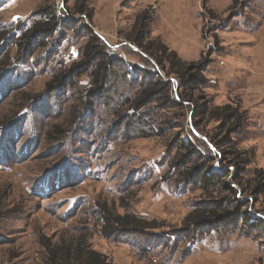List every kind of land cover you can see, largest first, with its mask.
Masks as SVG:
<instances>
[{
    "label": "rangeland",
    "instance_id": "obj_1",
    "mask_svg": "<svg viewBox=\"0 0 264 264\" xmlns=\"http://www.w3.org/2000/svg\"><path fill=\"white\" fill-rule=\"evenodd\" d=\"M232 1L0 0V264H42V243L84 233L90 249L110 264H264V228L235 217L201 237L183 235L195 207L216 205L227 193L181 183L182 168H172L187 144L216 156L212 169L229 173L225 184L245 205L240 212L264 221V181L256 172L264 175V0ZM49 10L57 27L26 46L31 28L50 20ZM87 32L106 53L113 48L112 57L120 56L128 76L116 67L109 84L122 100L143 91L132 83L136 79L143 83L158 74L167 81L162 102L180 106L158 112L155 104L147 106L157 112L153 126L165 123L167 131L147 129L125 140L129 125L118 133L117 125L130 122L110 114L116 105L104 113L107 123L100 111L94 118L80 112L83 104L75 99L89 91V77L65 72L83 57ZM21 39L26 44L17 51ZM156 40L168 51L155 54ZM168 53L183 70L201 67L205 83L183 90L178 75L169 74L179 68L169 67ZM59 76L66 77L63 88H56ZM184 93L190 99L181 102ZM229 105L239 118L233 145L253 155L244 172L221 167L220 152L230 151L231 143L218 150L209 140L231 132L219 111ZM114 132L119 139L112 142ZM50 176V190L36 185ZM230 206L226 210L235 212ZM123 217L131 224L140 220V230L152 228L102 235L106 218L116 225Z\"/></svg>",
    "mask_w": 264,
    "mask_h": 264
},
{
    "label": "trees",
    "instance_id": "obj_2",
    "mask_svg": "<svg viewBox=\"0 0 264 264\" xmlns=\"http://www.w3.org/2000/svg\"><path fill=\"white\" fill-rule=\"evenodd\" d=\"M238 0H233L232 2L235 4V2ZM84 2L80 4V7L84 9ZM48 17L50 20H48L46 23L43 24H35L29 32L28 44L20 43L23 41L26 37L23 38V40H19L18 49L17 51H21V48H23V44H26V46L33 44L34 40H36L38 37H46L43 35H46V33H50V29H55L57 27V24L55 23V17L52 14V11L49 10ZM52 19L55 20L52 21ZM145 23V21H144ZM147 23V22H146ZM147 24L145 27L147 28ZM87 31V30H86ZM41 33V34H39ZM88 41L86 42L81 56H83L80 60V62L77 64V66H73L70 68L69 71L65 72L68 74L67 76L71 78V76L80 75L83 74V72L88 75L89 82H88V89L89 91L86 93V91L81 92L80 94H77L78 97L77 103L83 104L82 110L80 112H89L91 115L90 117L97 115V112L100 111V114H106L107 110L111 107H114L116 109L114 112H110L112 116L117 114L116 116L124 118L126 121L130 123H126L123 121L122 124L117 125V127H120L117 129V133L124 128V124H128L129 126L124 128V138L125 140H130L131 136L138 137L142 136L143 132L145 130H149L151 133L155 131V133H159L160 135L167 131V128H161L163 126L154 127L152 122V117L155 118L157 112L159 110H163L165 108H175L179 107L180 105H177L176 102L171 100H165L166 102H162V100L166 97H168V83L167 81H163L159 78L158 74L156 79L148 80L146 82L143 81V83H137L136 81H133L132 83H135L138 87L143 88V91L138 93L137 95L133 96L129 100L128 98L121 99L123 94L119 93L117 90L112 89L111 85L109 84L110 79L114 76V69L116 67H121L122 70V77L123 75H127L128 73L123 71L125 69V66L122 64V60L120 56L112 57L113 54H116V50L113 48L109 49L108 53H106V46L101 42V40L92 33H88ZM40 35V36H39ZM129 40V39H128ZM133 45L137 48H139L142 51V54H147V49L142 48L141 45L137 43L135 40L134 42L131 41ZM157 45H159L158 41L156 40ZM142 43V42H141ZM160 49H157L155 54H160L163 52V50L168 51L167 48L161 47V45L157 46ZM29 51V50H28ZM24 52V51H23ZM22 52V53H23ZM112 57V58H111ZM166 61L169 64V67L175 68L178 64V70L179 73H169L178 75V80L181 82L180 87L183 90L191 89L195 90L196 86H200L205 83L204 78L202 76V70L201 67L194 66V67H188L185 70L182 69L184 66V63H182L175 54L168 53V55L165 57ZM160 64V63H159ZM182 66V67H180ZM120 70V71H121ZM191 72H195L194 75H191ZM155 73V72H154ZM65 74V75H66ZM154 77V75H153ZM66 77H64L65 81ZM56 81V88H63L64 81L59 76ZM131 82V81H130ZM146 83V84H145ZM144 86L146 88L144 89ZM55 87V86H54ZM131 87V85H130ZM62 90V89H61ZM127 97V96H126ZM190 98L188 96H185L184 98H181V102L183 100H188ZM180 102V100H179ZM155 104V107L157 109V112H153V109H148L147 106L149 104ZM100 108H102L100 110ZM113 109V110H114ZM146 109V111H144ZM109 111V110H108ZM219 111L222 113L220 115L221 119L224 120V122L227 124V126L230 129H227L228 131L231 130L230 133H228V137L225 139H219V140H211L209 139L215 148L218 150L223 148L225 149L227 146L231 143L230 151L227 152H220L222 155V168L228 169L226 165H233V167L238 172H244L248 166L252 163L253 155L249 151H240L236 148V146L233 145V142L231 140L230 134H234L236 130L239 128L238 124H236V121L239 119L237 117L238 111L236 108H232L229 106H224L222 108H219ZM77 113H79L77 111ZM123 113V114H122ZM104 114V119L102 118V122H106ZM150 114L151 117L148 115ZM153 114V115H152ZM155 115V116H154ZM147 118V119H146ZM161 122H163L162 118H160ZM132 121V122H131ZM240 123V122H239ZM22 124V123H21ZM119 124V123H117ZM24 125V124H22ZM26 126V125H25ZM112 127V124H111ZM123 127V128H122ZM223 127V123L222 126ZM161 128V129H160ZM112 131V130H111ZM113 132V131H112ZM116 132L112 133V142L115 141V139H119L116 136ZM62 134V133H59ZM142 134V135H141ZM19 134H17L18 136ZM20 136V135H19ZM60 136V135H59ZM2 137V136H0ZM121 139V138H120ZM1 143V142H0ZM207 152L210 154L209 150ZM219 152V151H218ZM186 154H182L179 159L177 158L175 162L172 164V168L175 167L182 168L181 172L179 173V182H184L185 184H189L194 187H199L200 189H206V191H209L210 189H216V188H222L224 192L227 193V199L224 200L223 198L216 202L213 205L210 206H199L195 207L189 215L186 216V228L183 229V235L189 236L195 238L198 237V235H203V231L205 229H216L218 226H222L224 223L231 220L232 217L237 218V221L242 222L247 227H262L264 228V221L259 218H251L248 216L247 211L240 212L242 208H245V205L242 206V203L238 201L236 198H234L235 190L231 185L225 184V180L230 176L228 172H217L212 169V164L216 160V156H207V155H201L200 152H198V149L195 150L193 146L187 144L186 146ZM212 155V154H211ZM227 163V164H226ZM171 168V169H172ZM175 170V169H174ZM257 174L261 177L262 183L264 181V175L262 170H257ZM235 175V174H234ZM54 179L50 176L49 178L45 177L42 182H37L36 185L38 187L42 184L44 187L48 190H50L49 185L52 183ZM236 181V179H235ZM228 183V182H227ZM234 203V206L236 208L235 212H229L226 210V208L231 207L230 204ZM236 204V205H235ZM225 205H228L226 207ZM132 220V218H130ZM105 221V219H104ZM138 220L135 219L134 223H129L128 219L123 217V219L117 221L116 225L112 223L111 220H108L106 218L105 223L102 225L101 233L102 235H111V234H117L119 231L122 233H131L133 234L134 231H144L150 230L145 227H142L140 230L138 228ZM209 232V231H207ZM82 236V235H80ZM77 236H69L68 239L62 238L57 243H42V246L45 249L46 254L45 258L43 260L42 264H110L107 262V258L103 256L102 254H98L90 249L89 241H90V235L85 234L84 236L80 237ZM166 239H172V237L169 234H166ZM44 242V240H43ZM46 242V241H45ZM264 248V243H263Z\"/></svg>",
    "mask_w": 264,
    "mask_h": 264
}]
</instances>
